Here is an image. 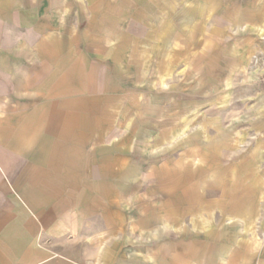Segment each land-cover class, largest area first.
I'll return each instance as SVG.
<instances>
[{
	"label": "crops",
	"instance_id": "0c3cea01",
	"mask_svg": "<svg viewBox=\"0 0 264 264\" xmlns=\"http://www.w3.org/2000/svg\"><path fill=\"white\" fill-rule=\"evenodd\" d=\"M176 52L256 80L264 0H0V264H264V100L241 139L262 172L212 230L110 144L128 76Z\"/></svg>",
	"mask_w": 264,
	"mask_h": 264
},
{
	"label": "rangeland",
	"instance_id": "374dc122",
	"mask_svg": "<svg viewBox=\"0 0 264 264\" xmlns=\"http://www.w3.org/2000/svg\"><path fill=\"white\" fill-rule=\"evenodd\" d=\"M190 61L183 67L182 52H176L175 58L157 59L128 76L110 144L120 160L142 165L144 179L153 177L143 192L158 197V210L168 204L177 223L185 205L193 223L201 206L207 216L201 220L212 230L221 221V206L229 211L244 204L238 200L246 195L247 176L262 172L247 169L242 148L247 144L241 139H246L242 119L254 112L252 102L264 100V74L248 80L246 73L235 72L238 63L230 56ZM261 156L256 154L255 162ZM260 226L261 220L256 230Z\"/></svg>",
	"mask_w": 264,
	"mask_h": 264
},
{
	"label": "built area",
	"instance_id": "2783aa9c",
	"mask_svg": "<svg viewBox=\"0 0 264 264\" xmlns=\"http://www.w3.org/2000/svg\"><path fill=\"white\" fill-rule=\"evenodd\" d=\"M262 81H263V83H264V75H263V77H262Z\"/></svg>",
	"mask_w": 264,
	"mask_h": 264
}]
</instances>
